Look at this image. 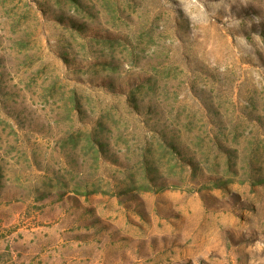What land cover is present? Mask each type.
Instances as JSON below:
<instances>
[{
    "label": "rangeland",
    "instance_id": "obj_1",
    "mask_svg": "<svg viewBox=\"0 0 264 264\" xmlns=\"http://www.w3.org/2000/svg\"><path fill=\"white\" fill-rule=\"evenodd\" d=\"M0 238L264 264V0H0Z\"/></svg>",
    "mask_w": 264,
    "mask_h": 264
},
{
    "label": "crops",
    "instance_id": "obj_2",
    "mask_svg": "<svg viewBox=\"0 0 264 264\" xmlns=\"http://www.w3.org/2000/svg\"><path fill=\"white\" fill-rule=\"evenodd\" d=\"M31 262L28 246L18 247L0 238V264H31Z\"/></svg>",
    "mask_w": 264,
    "mask_h": 264
}]
</instances>
